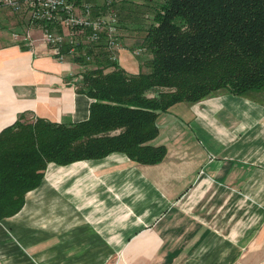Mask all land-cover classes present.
<instances>
[{
  "label": "crops",
  "instance_id": "0c3cea01",
  "mask_svg": "<svg viewBox=\"0 0 264 264\" xmlns=\"http://www.w3.org/2000/svg\"><path fill=\"white\" fill-rule=\"evenodd\" d=\"M25 15L0 8V134L24 117L74 125L92 99L83 66L56 59ZM30 33V50L13 33ZM121 39L117 62L142 69ZM143 165L124 153L49 164L18 214L0 221V264H264V92L177 103Z\"/></svg>",
  "mask_w": 264,
  "mask_h": 264
},
{
  "label": "trees",
  "instance_id": "16d2710c",
  "mask_svg": "<svg viewBox=\"0 0 264 264\" xmlns=\"http://www.w3.org/2000/svg\"><path fill=\"white\" fill-rule=\"evenodd\" d=\"M146 2L141 6L152 13L144 21L139 11L120 20L121 39L141 33L140 48L152 55L140 73L129 74L111 61L104 41L90 49L91 61L74 58L92 66L77 81V91L93 100L87 121L67 125L21 117L2 131L0 221L19 213L49 164L67 166L119 152L139 164L161 163L167 149L151 142L159 136L162 113L219 93L264 92V0Z\"/></svg>",
  "mask_w": 264,
  "mask_h": 264
},
{
  "label": "built area",
  "instance_id": "2783aa9c",
  "mask_svg": "<svg viewBox=\"0 0 264 264\" xmlns=\"http://www.w3.org/2000/svg\"><path fill=\"white\" fill-rule=\"evenodd\" d=\"M92 1L0 0V8L25 15L32 29L42 34L43 43L60 61L69 56L91 61L90 49L104 41L110 60L116 62L121 43L117 0H103V9H98ZM31 30L23 34L13 33V38L30 50L35 42ZM143 52L144 49L140 48L135 53Z\"/></svg>",
  "mask_w": 264,
  "mask_h": 264
},
{
  "label": "rangeland",
  "instance_id": "374dc122",
  "mask_svg": "<svg viewBox=\"0 0 264 264\" xmlns=\"http://www.w3.org/2000/svg\"><path fill=\"white\" fill-rule=\"evenodd\" d=\"M128 1H134L135 5H136V3H138L139 5L133 6V4L127 3ZM91 3H93L94 6H96L98 9L103 7V5H102L103 0H93ZM143 3L147 5L146 0H117L116 6H117L118 14H119V19L121 20L123 17H126V19H128L129 16L133 17L135 15L134 12H138V11L140 13H142V14H137V16H140L141 19H143L145 14L152 13L145 6H143V7L141 6V4L143 5ZM129 20H130V18H129ZM143 21H144V19H143ZM136 26H138V25H136ZM144 26H142V27L144 28ZM121 30L122 29L120 27L119 34L122 33ZM124 34H126V33H124ZM140 35H141V33L138 34L136 32H129V34L127 33L126 37H125L126 40H124V42H123L124 45L127 48H131L132 51H135V52L138 51L140 49V45H141ZM137 57L139 58L140 62L145 63L146 61L150 60L152 55L149 51H144L143 53L137 55ZM87 67L91 68L92 66L87 65ZM87 67L85 66L81 70L84 71L87 69Z\"/></svg>",
  "mask_w": 264,
  "mask_h": 264
}]
</instances>
